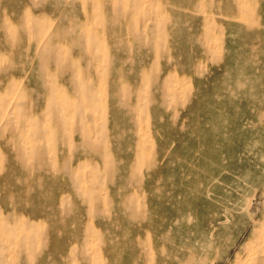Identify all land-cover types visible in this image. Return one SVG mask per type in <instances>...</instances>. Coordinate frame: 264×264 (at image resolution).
Masks as SVG:
<instances>
[{"label":"rangeland","instance_id":"374dc122","mask_svg":"<svg viewBox=\"0 0 264 264\" xmlns=\"http://www.w3.org/2000/svg\"><path fill=\"white\" fill-rule=\"evenodd\" d=\"M0 264H264V0H0Z\"/></svg>","mask_w":264,"mask_h":264}]
</instances>
